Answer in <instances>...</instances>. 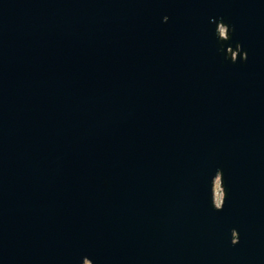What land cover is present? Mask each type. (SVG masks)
<instances>
[{
  "label": "water",
  "instance_id": "water-1",
  "mask_svg": "<svg viewBox=\"0 0 264 264\" xmlns=\"http://www.w3.org/2000/svg\"><path fill=\"white\" fill-rule=\"evenodd\" d=\"M86 261L264 264V0H0V264Z\"/></svg>",
  "mask_w": 264,
  "mask_h": 264
},
{
  "label": "rangeland",
  "instance_id": "rangeland-1",
  "mask_svg": "<svg viewBox=\"0 0 264 264\" xmlns=\"http://www.w3.org/2000/svg\"><path fill=\"white\" fill-rule=\"evenodd\" d=\"M222 30H224V28H222ZM222 189L220 187V182L219 180H216V183H215V198H216V202L217 203H220L221 201V198H222ZM85 264H91L89 261H86Z\"/></svg>",
  "mask_w": 264,
  "mask_h": 264
}]
</instances>
